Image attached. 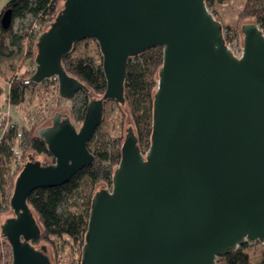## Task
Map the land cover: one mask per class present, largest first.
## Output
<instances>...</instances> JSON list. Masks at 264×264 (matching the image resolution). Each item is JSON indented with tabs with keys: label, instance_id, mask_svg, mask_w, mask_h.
Masks as SVG:
<instances>
[{
	"label": "water",
	"instance_id": "obj_1",
	"mask_svg": "<svg viewBox=\"0 0 264 264\" xmlns=\"http://www.w3.org/2000/svg\"><path fill=\"white\" fill-rule=\"evenodd\" d=\"M9 7L0 17L12 24ZM235 54L205 0H64L37 38L33 83L55 77L61 98L89 91L62 59L76 42L96 41L106 90L88 103L80 128L67 112L37 130L52 162L29 158L10 198L14 216L1 224L11 264H52L28 198L94 161L88 142L105 103H125L129 58L161 46L149 147L132 126L109 188L92 198L82 264H217L244 243L264 245V31L241 25Z\"/></svg>",
	"mask_w": 264,
	"mask_h": 264
},
{
	"label": "trees",
	"instance_id": "obj_2",
	"mask_svg": "<svg viewBox=\"0 0 264 264\" xmlns=\"http://www.w3.org/2000/svg\"><path fill=\"white\" fill-rule=\"evenodd\" d=\"M226 1L205 0L217 18L216 7ZM9 7L13 13L11 26L4 29L0 23V58L15 57L18 50L15 46L19 47L21 44L22 49L21 40L24 38L30 40L22 59L21 65L24 70L10 79L5 98L6 104L18 105L25 100L29 86L36 87L42 84L33 83L30 80L35 70L37 36L49 28V24L56 18L59 11L57 0H7L0 8V17ZM28 14L37 19L39 22L37 27L25 34L13 33L14 19ZM247 18H252L264 31V0H242L236 22L229 23L228 26L222 23V30L224 31L226 27L230 30H241L240 22ZM7 39L9 43L6 42ZM85 40L92 42L90 50L85 45ZM225 42L229 44L230 39L225 37ZM162 63L163 48L161 46L145 48L139 54L131 56L127 63L124 82L125 103L115 100L106 101L103 120L100 124L103 133L98 134L99 125L88 142V148L95 156L94 161L76 172L68 182L54 187L37 188L30 194L28 203L41 227L40 236L34 243L35 245L41 242L46 243L42 245L46 246L47 251L48 247L51 249L52 264H82V248L86 239L92 198L96 192L105 189H98V185L111 186L129 126L133 127L137 135L138 147L146 153L153 133V102ZM62 65L70 75L80 79L89 89V91L82 90L84 94L82 106L78 109L72 107L68 113L72 121L83 120L90 100L103 96L107 86L100 47L91 38L76 42L71 51L63 57ZM55 89L51 107L48 106L43 110L39 105V109L30 114V123L42 122L58 111L54 108L61 97L57 86ZM112 103L115 104L114 112L110 110ZM1 109L0 105V113ZM108 110L110 112L105 115ZM129 118L130 124L126 128L125 124ZM0 131L3 132L0 135V191L5 201L2 211H7L10 208L15 180L22 169L19 165V154L11 150L15 137L22 138L21 148L24 156L29 155V158L37 159L34 154H42L52 161L54 158L45 141L26 123L11 122L6 114L0 115ZM260 244L263 250L256 262L252 260L250 245L244 243L234 251L220 256L217 264H264V245ZM64 247H67L66 252ZM11 261L10 245L5 238L4 246H0V264H11Z\"/></svg>",
	"mask_w": 264,
	"mask_h": 264
},
{
	"label": "rangeland",
	"instance_id": "obj_3",
	"mask_svg": "<svg viewBox=\"0 0 264 264\" xmlns=\"http://www.w3.org/2000/svg\"><path fill=\"white\" fill-rule=\"evenodd\" d=\"M7 0H0V8L6 3ZM242 4V0H227L226 2L219 4L216 7V12L218 14V17L220 18V21L225 25L228 26L229 23H234L236 22L239 14V8ZM64 6V0H57V8L58 11L61 10V8ZM243 19L240 22V26L242 23H244ZM247 20L251 21L253 20L252 18H247ZM37 19L32 16L31 14L26 15L25 17H16L13 21V33H16L18 35L20 34H25L27 32H30L31 30L35 29L37 27ZM224 36L228 37L230 39L229 44L235 48H242L243 47V33L241 30H230L228 27L224 28ZM30 41V40H29ZM29 41L27 38H24L21 40L22 43V49H21V44L19 47L15 46V48H18L17 54L15 57H8L4 56V58H0V105L2 107L0 115L6 114L8 118H10L11 122L12 121H17L19 123H26L31 127V129L34 132H37V130L42 127L46 126L47 124H51V116L45 118L42 122L39 123H30V114H33L37 109H39V105L43 108V110L46 107H51V100L54 98V92L56 86L58 87V80L55 77L46 79L42 82L41 85L39 86H29L27 89V96L25 100L18 104V105H12L7 103L5 101L6 98V93H8L9 89V81L11 78H13L16 74L23 72L24 67H22V59L24 58V54L26 53V50L28 49V43ZM9 43V39L6 41ZM95 44L96 41H94ZM85 45H87V48L90 50L92 48V42H88V40H85ZM21 57V58H20ZM20 58V59H19ZM83 91H78L74 98L72 99H64L61 98L59 102H56L55 105V110H61L62 112H70V109L72 107L78 109L79 107L82 106L83 103ZM58 106V107H57ZM114 106L115 104L112 103L111 105V112H114ZM54 112V111H53ZM110 111H106L105 115H107ZM130 118L126 121V128L130 124ZM74 123L78 128H80L82 121L83 120H73ZM98 134H102L103 130L101 128V125L98 128ZM3 132L0 131V135ZM107 136V134H105ZM108 138V137H107ZM15 141V142H14ZM14 143H18L19 146L21 145L22 138L20 136H16L14 139ZM14 143L12 145H14ZM22 150V148H21ZM14 152V151H13ZM15 153V152H14ZM18 154V153H15ZM37 159H40L42 162H52V159H49L47 156L42 155V154H34ZM19 156V165L22 167L23 163H25L29 159V155H23V150L21 151V154ZM100 186L104 188H109L106 185L100 184L98 185V189ZM5 206V201L2 196V192L0 191V227L7 215L9 216H14L13 211L11 207L7 211H2L3 207ZM10 206V204H9ZM1 230V229H0ZM4 237H1L0 240V246H4ZM42 244H46L45 242L38 243V246L41 247ZM252 253V260L253 262L258 261L260 254L263 250L262 245L260 243H254V244H249ZM68 247V246H67ZM67 247H64V252L67 251ZM48 255L51 257V260L53 258V253L51 249L48 247L47 251Z\"/></svg>",
	"mask_w": 264,
	"mask_h": 264
},
{
	"label": "built area",
	"instance_id": "obj_4",
	"mask_svg": "<svg viewBox=\"0 0 264 264\" xmlns=\"http://www.w3.org/2000/svg\"><path fill=\"white\" fill-rule=\"evenodd\" d=\"M39 36V35H38ZM38 36H37V38H38ZM230 45V44H229ZM230 47H231V49L233 50V52L235 53V54H241L242 53V48H238V49H235V48H233L231 45H230ZM11 150L12 151H14L15 153H18V154H21V145L19 146V144L16 142V143H14V145H12V147H11ZM23 165H24V163H23ZM22 165V166H23ZM0 229H1V227H0ZM1 231V230H0ZM0 240H1V238H0Z\"/></svg>",
	"mask_w": 264,
	"mask_h": 264
}]
</instances>
